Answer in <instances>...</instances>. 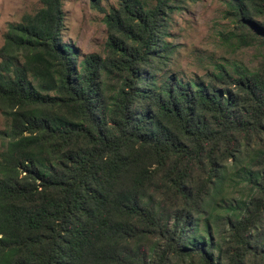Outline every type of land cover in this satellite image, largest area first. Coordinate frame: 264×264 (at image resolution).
<instances>
[{
	"label": "trees",
	"instance_id": "obj_1",
	"mask_svg": "<svg viewBox=\"0 0 264 264\" xmlns=\"http://www.w3.org/2000/svg\"><path fill=\"white\" fill-rule=\"evenodd\" d=\"M0 48V264H264V0H228L254 69L168 72L173 14L116 0L102 53L79 58L62 0Z\"/></svg>",
	"mask_w": 264,
	"mask_h": 264
},
{
	"label": "rangeland",
	"instance_id": "obj_2",
	"mask_svg": "<svg viewBox=\"0 0 264 264\" xmlns=\"http://www.w3.org/2000/svg\"><path fill=\"white\" fill-rule=\"evenodd\" d=\"M96 1L106 10L116 4V0H62L64 20L60 37L63 43L75 47L79 58L103 51L107 35L105 14L92 5ZM227 1L194 0L173 14L167 40L174 49L168 72L184 81H196L218 64L229 70L235 65L249 69L256 67L258 55L255 48L237 47L233 42L223 40L220 35L232 28L225 14ZM39 6V0H0V48L10 26L20 22L25 13H33ZM7 122L0 106V149Z\"/></svg>",
	"mask_w": 264,
	"mask_h": 264
}]
</instances>
